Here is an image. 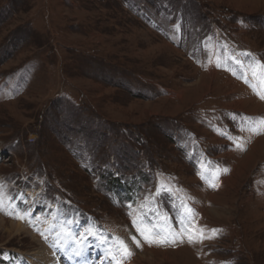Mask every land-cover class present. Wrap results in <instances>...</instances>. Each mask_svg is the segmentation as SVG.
Segmentation results:
<instances>
[{
    "label": "rangeland",
    "instance_id": "374dc122",
    "mask_svg": "<svg viewBox=\"0 0 264 264\" xmlns=\"http://www.w3.org/2000/svg\"><path fill=\"white\" fill-rule=\"evenodd\" d=\"M252 53L264 0H0V264L71 229L119 264H264Z\"/></svg>",
    "mask_w": 264,
    "mask_h": 264
},
{
    "label": "bare ground",
    "instance_id": "6f19581e",
    "mask_svg": "<svg viewBox=\"0 0 264 264\" xmlns=\"http://www.w3.org/2000/svg\"><path fill=\"white\" fill-rule=\"evenodd\" d=\"M210 74L211 76L213 75V73ZM1 223L4 224L5 221L2 220ZM10 228L11 231L14 232L26 231L24 227L17 224H10ZM73 231H76V237L68 238L67 235H60V233L59 236L53 237L56 239L58 237L60 241H64L63 243L58 244L59 241L57 240V244L53 245L49 244L47 241H42V246H44L46 249L42 247L36 253L31 254L34 257V261H36V263L33 261L31 264H113L108 263L110 262V258L107 254L103 253L104 251L98 250L91 245V241H93L91 236H88L87 233L81 235L79 230L74 229H71L69 233H72ZM52 236L53 235L50 234L48 237ZM68 236L71 237L72 235L68 234ZM49 245L53 247H49ZM59 247H61L59 251L54 250V248L57 249ZM50 248L53 250L52 252H49ZM77 252L80 254L77 255ZM101 255V261L97 262V259H99V256ZM148 260L153 262L151 257L148 258Z\"/></svg>",
    "mask_w": 264,
    "mask_h": 264
},
{
    "label": "snow or ice",
    "instance_id": "6c2138e0",
    "mask_svg": "<svg viewBox=\"0 0 264 264\" xmlns=\"http://www.w3.org/2000/svg\"><path fill=\"white\" fill-rule=\"evenodd\" d=\"M262 98H264V97H262ZM262 123H264V121H262ZM225 171H226V170H225ZM213 186H214V185H213ZM0 189H2V186H0ZM0 204H2V201H0ZM188 211H189V213H191V209H189ZM178 223L182 226V230H183V231H186V230H187V225L190 224V221H188V222L186 223L185 220H181V221H178ZM138 231H139V229H138ZM141 235L144 236V239H145L146 242H148V243H152V242H153L148 236H145L143 232H141ZM153 235H156V234L153 233ZM82 238H83V237H82ZM93 238H95V237H93ZM189 240H190V242H191L192 237H189ZM132 241H133L134 243H136L137 246H139V243H140V242H139V240L136 239V237H132ZM121 249H122L123 253L126 254L127 256H130V255H131V252H130V250L128 249L127 245L123 244V242H121ZM76 254L79 255L80 253L77 252Z\"/></svg>",
    "mask_w": 264,
    "mask_h": 264
},
{
    "label": "trees",
    "instance_id": "16d2710c",
    "mask_svg": "<svg viewBox=\"0 0 264 264\" xmlns=\"http://www.w3.org/2000/svg\"><path fill=\"white\" fill-rule=\"evenodd\" d=\"M107 177H108L107 178L108 183H109L110 187L113 188V190L114 189H120V188L122 189L123 184L119 183V179L113 178L112 175H110L109 173H108Z\"/></svg>",
    "mask_w": 264,
    "mask_h": 264
}]
</instances>
